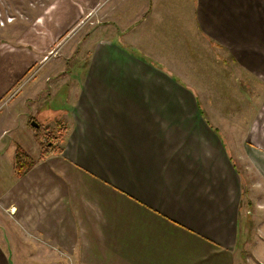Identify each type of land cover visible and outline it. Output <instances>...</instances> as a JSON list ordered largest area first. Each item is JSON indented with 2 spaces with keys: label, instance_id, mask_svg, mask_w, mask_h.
Instances as JSON below:
<instances>
[{
  "label": "crops",
  "instance_id": "0c3cea01",
  "mask_svg": "<svg viewBox=\"0 0 264 264\" xmlns=\"http://www.w3.org/2000/svg\"><path fill=\"white\" fill-rule=\"evenodd\" d=\"M102 14L107 36L56 89L62 151L20 177L13 161L2 217L47 250L41 264H235L242 209L264 207L252 189L243 207L244 183L264 193V0H107Z\"/></svg>",
  "mask_w": 264,
  "mask_h": 264
},
{
  "label": "rangeland",
  "instance_id": "374dc122",
  "mask_svg": "<svg viewBox=\"0 0 264 264\" xmlns=\"http://www.w3.org/2000/svg\"><path fill=\"white\" fill-rule=\"evenodd\" d=\"M106 1L0 0V181L12 168L17 149L37 157L36 135L56 132V105L66 97L65 89L56 90L58 83L71 82L72 71L89 60L91 40L107 36V20L102 14ZM258 112L259 128L264 129V105H259ZM28 120L38 127H29ZM240 170L245 173L243 166ZM255 181L254 186L243 184V207L251 189L258 192L254 195L257 203H262L264 193L259 180ZM1 206L0 219L6 228L1 224L0 240L7 244V238L14 237L3 250L8 262L41 264V253L47 250L22 238L26 233L2 217ZM245 207L239 220L242 246L236 251L235 264H264V207ZM258 246L263 252L260 256L253 253Z\"/></svg>",
  "mask_w": 264,
  "mask_h": 264
},
{
  "label": "trees",
  "instance_id": "16d2710c",
  "mask_svg": "<svg viewBox=\"0 0 264 264\" xmlns=\"http://www.w3.org/2000/svg\"><path fill=\"white\" fill-rule=\"evenodd\" d=\"M30 122H32V120L28 121L29 127L35 129L33 126H31ZM64 134L65 129L61 124H59L57 126L56 132L53 134L51 132H46L44 136L41 137L36 135L35 139L40 147V155L38 160H43L53 153L60 154L62 151L61 144L63 141ZM36 161V159L30 158L29 156L23 154L20 149H17L13 163V170L15 175L17 177L22 176L36 163Z\"/></svg>",
  "mask_w": 264,
  "mask_h": 264
},
{
  "label": "water",
  "instance_id": "95a60500",
  "mask_svg": "<svg viewBox=\"0 0 264 264\" xmlns=\"http://www.w3.org/2000/svg\"><path fill=\"white\" fill-rule=\"evenodd\" d=\"M31 126H33V127H35V128L38 127V125H37L35 122H31Z\"/></svg>",
  "mask_w": 264,
  "mask_h": 264
}]
</instances>
